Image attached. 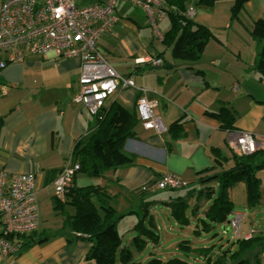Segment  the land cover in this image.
<instances>
[{
    "label": "crops",
    "instance_id": "obj_1",
    "mask_svg": "<svg viewBox=\"0 0 264 264\" xmlns=\"http://www.w3.org/2000/svg\"><path fill=\"white\" fill-rule=\"evenodd\" d=\"M73 1L78 7L106 2ZM222 3L210 7L186 0V10L191 8L194 13L192 20L212 34L200 60L189 66L172 59L171 46L165 47L154 36L145 11L129 3L116 4L117 22L96 41V50L129 82L106 100V111L115 104L135 111L139 89H143L148 98L157 101L155 114L166 130L180 121L177 136L167 131L157 135L145 130L139 121L134 136L124 144V151L135 157L134 165L107 170L98 178L80 173L74 178L76 188L104 187L114 197L117 212L134 217L129 232L138 234L135 226L142 218L146 225L147 217L140 214L143 201L150 203L149 214L154 204L168 206L172 202L167 195L152 203V194L164 190H141L161 175L172 174L200 189L198 173L214 166L209 174L220 170L214 149L226 159L222 169L232 168L226 142L229 131L221 129L220 122L209 113L230 110L234 114L233 131H246L264 143V76L256 69L262 44L250 33L253 22L264 19V0L247 2L236 20H231L230 5ZM170 8L176 11L174 6ZM170 27V16L158 24L162 35ZM9 58L10 53L0 52V61ZM146 59H161L162 65L152 66ZM79 73L78 58L60 59L52 53L24 56L0 69V169L12 175L33 173L36 193L53 186L54 173L50 172L61 171L74 147L88 144L97 130L95 117L76 101ZM133 198H137L136 209ZM45 226L48 229L39 222L35 241L1 264H95L87 259L90 242L76 238L64 227L63 219L53 227Z\"/></svg>",
    "mask_w": 264,
    "mask_h": 264
},
{
    "label": "trees",
    "instance_id": "obj_2",
    "mask_svg": "<svg viewBox=\"0 0 264 264\" xmlns=\"http://www.w3.org/2000/svg\"><path fill=\"white\" fill-rule=\"evenodd\" d=\"M224 1L226 0H197V3L211 7ZM249 1L232 0L231 20L238 19L244 5ZM165 2L168 7L174 6L176 11L172 12L173 10H169L168 12L171 27L163 35L162 44L165 47L171 46L172 59L181 61L187 66L197 63L206 44L212 37L211 32L205 26L186 17V0H165ZM250 33L256 42L262 44L261 50L256 57V69L264 76V19L255 20ZM209 115L220 122L221 129L233 131L231 122L234 114L230 110L222 108L219 112L209 113ZM95 119L98 124L97 130L92 135L90 142L86 145L77 144L72 152V160L80 166L78 173L90 178H98L107 170L134 165L135 157L124 151V144L127 139L134 136V128L139 122L136 108L135 111L130 112L119 104L112 106L110 111H106L103 107ZM179 125L180 121L173 122L167 132H172L174 136L179 135ZM176 130L178 132L175 134ZM212 153L216 167L220 168V170L209 174L216 169L214 166L198 173L202 187L200 189L193 188L187 195H196L198 201L202 199L203 202H208L207 209L204 212V219L202 220L205 230L211 229L213 224H217L225 230L228 218L232 214V202L229 199L231 188L242 182L246 186L247 199L250 203H256L260 197L258 172L264 169V150H259L244 157H238L231 153L230 161L233 165L229 170L222 169L226 159L221 157L220 152L214 149ZM59 172H50L54 173L51 179L54 180ZM51 179L50 181H52ZM214 182L218 185L216 195L215 187L212 184ZM154 183L155 181L147 184L141 190L152 189ZM113 202L114 197L101 186L82 188L72 186L62 198L55 196L52 200L53 208L56 211H60L63 216L64 227L73 232L76 238L83 237L90 242L91 247L87 254V259L95 264H137L133 262L130 248L122 246L121 238L117 231V223L124 215L118 214ZM149 204L143 201L140 207L141 216L144 215L147 219H150V214L148 213ZM184 204L185 196H177L168 205L173 208L172 212L175 214L178 223L187 221L182 212ZM135 229L139 234L132 239V247L140 250L146 243V239L141 233L148 232L145 230V225H143V218L138 221ZM36 232L17 237V241L20 244L19 252L35 241ZM157 238L158 236L151 234L152 241H156ZM45 239L46 237L40 238L39 241ZM183 243L188 244V242L183 241L180 246L190 251L191 248L188 245L183 246ZM259 245L263 246L264 243L257 242L252 236L250 239L239 238L236 241H232L229 246L217 253L215 257H211L209 252L205 251H200L199 254L203 256V259L205 258L202 264H258L256 261L257 255L254 254L250 260L248 255L249 253L253 254V250ZM202 252L204 253L202 254ZM146 264L193 263L172 258L168 260L152 259Z\"/></svg>",
    "mask_w": 264,
    "mask_h": 264
},
{
    "label": "built area",
    "instance_id": "obj_3",
    "mask_svg": "<svg viewBox=\"0 0 264 264\" xmlns=\"http://www.w3.org/2000/svg\"><path fill=\"white\" fill-rule=\"evenodd\" d=\"M129 3L141 7L146 14L154 36L162 40L159 22L169 16L165 0H106L79 8L73 0H4L0 5V52L10 53L8 60L0 61V69L8 62H19L24 56H46L57 58H78L80 73L76 101L87 112L96 117L106 100L121 86L129 82L118 75L96 50L97 39L117 22L114 14L116 4ZM185 15L192 19L189 8ZM152 66L162 64L161 59H146ZM135 104L139 121L146 130L158 135L166 132L162 121L155 114L157 101L147 97L146 90H139ZM226 142L231 153L238 157L249 156L264 148L257 143L253 134L244 131L228 133ZM80 166L68 159L66 165L53 180L55 195L62 198L73 186ZM179 177L165 173L153 184L154 190H172L187 187ZM243 215L234 214L229 229L237 239H250L251 232L241 234ZM39 228V214L35 192V175L10 174L0 169V264L6 258L20 251L17 237L36 232Z\"/></svg>",
    "mask_w": 264,
    "mask_h": 264
},
{
    "label": "rangeland",
    "instance_id": "obj_4",
    "mask_svg": "<svg viewBox=\"0 0 264 264\" xmlns=\"http://www.w3.org/2000/svg\"><path fill=\"white\" fill-rule=\"evenodd\" d=\"M224 2L221 6H228L229 4L230 11L232 0H226ZM227 150L225 153L230 151ZM261 171L258 172V177L260 179V197L256 203L253 204L248 201L244 183H237L230 189L229 199L232 202V214H230L228 222L232 220L234 214H242L243 222L241 234L244 235L246 232H251L257 242L264 243V173L261 174ZM212 184L215 187L216 195L218 185L215 182ZM192 189L193 185L188 184V187L184 189L172 191L164 190L152 194V203H157V199L167 197V195H170L172 199L177 196H185V204L182 207V212L187 221L185 223H178L175 214L172 212L173 208L160 202L154 204L151 206L150 219H147L145 225V230L148 232L141 233L146 239V243L140 250L132 247V239L137 234H135V232L133 233V231L129 232L135 224L134 217L132 218L131 216L125 215L122 218L123 220L118 224L117 231L121 238L122 246L130 248L133 262L137 264H146L152 259L168 260L177 258L193 264H202L205 258L203 259V256H200V251L209 252L211 257H215L217 253L229 246L232 241L237 240L232 234V227L229 229V224H226L228 232L217 224H213L212 228L209 230L204 229L202 220L204 219V212L208 205L207 202H203L202 199L198 201L196 195H187ZM55 196L53 186L42 188L36 193L39 222L44 229H48L45 225L53 227L63 219L60 211H56L53 208L52 200ZM136 199L137 198H133L134 209H136L138 205L134 202ZM113 205L115 207V203ZM118 213L124 215L120 212ZM138 221L136 223H138ZM151 234L153 236H158L159 240L157 238L156 241H152ZM183 241L188 242V244L183 243V246L188 245L191 248L190 251L180 246ZM203 253L204 252H202V254ZM254 254L257 255V263L264 264V245H259V247L255 248L253 254L249 253V260L253 258Z\"/></svg>",
    "mask_w": 264,
    "mask_h": 264
},
{
    "label": "bare ground",
    "instance_id": "obj_5",
    "mask_svg": "<svg viewBox=\"0 0 264 264\" xmlns=\"http://www.w3.org/2000/svg\"><path fill=\"white\" fill-rule=\"evenodd\" d=\"M79 8H83V7H79ZM115 10V9H114ZM118 20V19H117ZM113 26V25H112ZM112 26H110V28L112 27ZM109 28V29H110ZM108 29V30H109ZM162 65V64H161ZM160 66V65H159ZM139 90H143V89H139ZM141 95H142V93H141ZM145 129V128H144ZM146 130V129H145ZM152 131V130H151ZM167 131V130H166ZM154 132V131H153ZM230 132H232V131H229L228 133H230ZM244 132H246V131H244ZM155 133V132H154ZM158 135V134H157ZM255 141L257 142V143H259V141L258 140H256V138H255ZM264 144V143H263ZM260 150H264V148L263 149H260ZM259 151V150H258Z\"/></svg>",
    "mask_w": 264,
    "mask_h": 264
},
{
    "label": "water",
    "instance_id": "obj_6",
    "mask_svg": "<svg viewBox=\"0 0 264 264\" xmlns=\"http://www.w3.org/2000/svg\"><path fill=\"white\" fill-rule=\"evenodd\" d=\"M236 170H237V169H236ZM226 172H229V171H226ZM228 223H229V222H227V224H228ZM223 228H224V227H223ZM224 229H225L226 232H228V229H226V228H224Z\"/></svg>",
    "mask_w": 264,
    "mask_h": 264
}]
</instances>
